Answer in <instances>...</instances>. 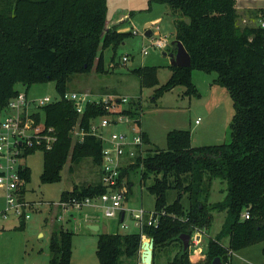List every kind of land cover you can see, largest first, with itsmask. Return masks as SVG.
<instances>
[{"label": "trees", "instance_id": "16d2710c", "mask_svg": "<svg viewBox=\"0 0 264 264\" xmlns=\"http://www.w3.org/2000/svg\"><path fill=\"white\" fill-rule=\"evenodd\" d=\"M239 1L148 0L146 11L152 3L169 7L174 39L189 54L190 66L169 65L170 76L160 86L155 66L131 72L141 87H155L152 101L176 86L185 87L187 95L198 96L192 71L215 73L212 83L226 88L232 99L230 141L193 147L188 130L173 129L165 135L164 149L148 147L132 165L121 168L125 193L132 185L129 175L138 168L142 179L153 176L147 190L154 195L157 224L144 223L137 232L100 233L97 264H138L143 235L153 241L151 264H158L157 254L165 247H172L173 256L164 264H211L215 258L229 264L232 253L264 241V30L256 22L264 8L249 11L245 18L238 12ZM106 18L107 0H0V110L19 87L27 90L34 84L53 82L62 95L73 76L88 74L93 68L104 73L103 50L112 47L115 51L129 36L107 27ZM42 111L57 139L42 153L41 183L60 181L67 159L76 163L90 158L93 165H101V141L86 136L83 142L72 143L70 129L79 120L87 130L91 118L105 115L102 106L87 105L78 118L72 103L61 99ZM124 113L137 118L140 125L139 99H131ZM142 138L150 144L144 131ZM21 177L22 197L30 180L27 167ZM216 179L225 184V197L208 202L209 186ZM171 189L176 196L169 202ZM105 191L98 179L63 191L59 199L93 197ZM183 195L187 206L181 202ZM211 211L224 214L218 232L200 247V253L194 249L191 253L189 247L183 250L179 235L207 231L213 222ZM244 211L248 219H242ZM18 222L22 230L23 216ZM72 236L73 231L62 225L51 233L47 264H70Z\"/></svg>", "mask_w": 264, "mask_h": 264}, {"label": "rangeland", "instance_id": "374dc122", "mask_svg": "<svg viewBox=\"0 0 264 264\" xmlns=\"http://www.w3.org/2000/svg\"><path fill=\"white\" fill-rule=\"evenodd\" d=\"M239 3L249 8L263 4L262 8H264V0H240ZM147 6L148 0H107V27L114 28L118 33H129V36L115 51L112 47L103 50L104 73L96 72L93 68L88 74L75 75L68 83V91H88L91 97L95 98L112 94L131 99L138 98L141 126L147 133L150 143L144 147L145 149L148 147L164 149L165 135L173 129L188 130L193 147L229 142V123L234 114L232 99L226 88L212 83L216 77L215 73L192 71L191 78L199 93L198 96L187 95L185 87L176 86L152 101L155 87H141L139 79L131 72L142 66L157 67V86L164 84L170 76L169 57L163 56L162 52L167 54L172 52L170 43L174 40L175 30L171 12L165 4L152 3L150 10L146 11ZM146 20L154 26L157 23L159 33L152 26L150 29L153 32L152 37L144 36ZM132 30L136 33L133 34ZM162 36L167 39L168 45L163 49L153 46V41ZM143 51L146 53L144 54ZM125 55L128 60L122 62V57ZM27 95L55 98L57 92L53 82H46L30 86ZM195 120H198V124ZM42 161L41 151H35L24 161L25 166L30 170V180L25 185L26 191L22 195V201L28 202L27 208L23 209L28 215L24 218L23 229L18 230L15 227L19 222L12 210L7 212L5 218L0 217V264H47L50 258L48 248L50 235L58 230L61 224L73 231L70 264H97L95 248L100 233H129L139 230L129 210L125 212L127 228H122L117 218H106L101 212H95L96 217L93 218L90 217L91 215L83 216L82 213L76 221H73L72 217H75L76 211L72 210L63 214V220L60 219L59 215L62 212L55 205L60 200V194L71 190L74 186L96 183L99 179V167L93 165L90 158H83L76 163L67 159L60 172V181L41 183L39 175L42 171ZM140 173L138 168L129 175L132 185L125 193L123 207L125 209L141 207L146 211H153L154 195L147 190V186L153 182V176L142 179ZM224 189V183L218 179L213 180L209 186L208 202L222 200L226 194ZM1 193L0 190V195ZM175 196L176 191L171 189L167 193V200L171 202ZM2 200L3 197H0V207ZM181 202L187 206L186 195H183ZM84 210L80 211L84 212ZM211 213L213 222L210 228L207 231L197 232L201 234L197 248L205 246L208 238L213 237L221 227L224 214L217 211ZM90 220L95 222L99 229L87 228L85 221ZM144 239L149 238L143 235L142 240ZM226 243L227 241H223L224 245ZM189 244H192L189 247L192 253L194 249L192 238ZM263 248L264 241L234 252L229 264H264ZM144 250V247H140L138 264H143L140 253ZM172 256V247H165L158 252L156 263L164 264ZM197 258L201 259L202 254Z\"/></svg>", "mask_w": 264, "mask_h": 264}, {"label": "built area", "instance_id": "2783aa9c", "mask_svg": "<svg viewBox=\"0 0 264 264\" xmlns=\"http://www.w3.org/2000/svg\"><path fill=\"white\" fill-rule=\"evenodd\" d=\"M256 22L264 30V12L258 16ZM152 26L159 33L157 23L155 26L152 24L150 29ZM132 33L135 34L136 31L132 30ZM152 35L151 31L150 37ZM167 45L168 41L163 36L153 41V46L159 49ZM127 60L126 55L122 57V62ZM61 99L72 103L78 118L90 104L102 106L105 112L103 116L91 118L87 130L81 121L75 122L70 129V136L72 143H81L86 136H94L101 141L99 181L106 191L93 197L58 200L55 205L62 212L59 218L63 220V214L72 210L93 209L101 212L106 218H117L120 226L127 228L125 212L129 210L134 224L139 229L144 223L156 226L158 215H154L153 211H146L141 207L137 209L123 207L126 187L125 179L120 182V170L132 165L138 155L142 156L146 146L142 138L143 131L137 124L138 119L124 113L131 98L116 94L95 98L91 97L88 91L68 90L62 95L57 94L55 98L28 97L27 90L23 87H19L17 93L0 110V189L3 197L0 217L5 218L9 210H12L18 219L22 216L28 217L23 210L27 208L28 202L22 201L20 196V188L23 185L21 172L26 168L24 161L35 151L43 153L52 148L57 136L54 128L46 123L42 108ZM248 218L249 213L244 211L242 219ZM197 234L199 233L195 231L191 238L194 251L199 253L201 251L197 248L199 238L195 237ZM191 246L192 244H189V247Z\"/></svg>", "mask_w": 264, "mask_h": 264}, {"label": "water", "instance_id": "95a60500", "mask_svg": "<svg viewBox=\"0 0 264 264\" xmlns=\"http://www.w3.org/2000/svg\"><path fill=\"white\" fill-rule=\"evenodd\" d=\"M188 19L185 20V23H188ZM151 23H146L144 25V28L146 31L144 32V36L150 37L151 30H150ZM148 27V28H147ZM170 45L172 46V52L166 53L162 52L163 56L168 55L169 57V63L172 67H189L190 66V56L185 50L184 46L179 40H173L171 41ZM123 215H121L122 219ZM87 228L92 230H97V225H87ZM179 239L182 242V248L183 250H186L189 247L191 235L190 234H181L179 235ZM140 247H144L145 250L140 253V260L143 264H151L152 262V250H153V241L152 239H148L147 241L142 240ZM211 264H221V261L219 258H215L212 260Z\"/></svg>", "mask_w": 264, "mask_h": 264}, {"label": "crops", "instance_id": "0c3cea01", "mask_svg": "<svg viewBox=\"0 0 264 264\" xmlns=\"http://www.w3.org/2000/svg\"><path fill=\"white\" fill-rule=\"evenodd\" d=\"M262 6H263V4H260L259 6H257V7H255V8H249L248 6H245V5H243V4H240V8H238V12L239 13H242L243 14V17H248L249 16V11H252V10H258V9H260V8H262ZM146 23H150L149 22V20H146V22H145V24ZM144 24V25H145ZM196 121V120H195ZM196 123V122H195ZM196 124H198V122L196 123ZM140 128H141V130L142 131H144L143 130V128H142V126H141V122H140ZM145 132V131H144ZM146 133V132H145ZM147 134V133H146ZM148 136V135H147ZM190 136H191V134H190ZM149 138V137H148ZM1 190V189H0ZM1 192H2V190H1ZM0 197H2V193H1V195H0ZM1 204H2V202H1ZM60 210V209H59ZM57 211H58V209H57ZM96 211L95 210H93V209H85L84 210V212L83 211H76V215H75V217H72V219H73V221H76L79 217H80V215L83 213V216H88V215H91L90 217L91 218H93V217H96L95 215H96V213H95ZM89 213V214H88ZM82 216V217H83ZM65 220H67L68 221V219H65ZM86 222V226L87 225H97L95 222H91V220L89 221V222H87V221H85ZM62 225V224H61ZM60 225V226H61ZM63 226V225H62ZM98 226V225H97ZM15 227H17V225L15 226ZM14 227V228H15ZM64 227V226H63ZM65 228V227H64ZM98 229H99V226H98ZM40 234V233H39ZM41 235V234H40ZM196 239H198L199 238V240H200V238H201V234H197L196 236ZM201 250V249H200Z\"/></svg>", "mask_w": 264, "mask_h": 264}, {"label": "bare ground", "instance_id": "6f19581e", "mask_svg": "<svg viewBox=\"0 0 264 264\" xmlns=\"http://www.w3.org/2000/svg\"><path fill=\"white\" fill-rule=\"evenodd\" d=\"M141 251H142V250H141ZM141 251H140V252H141Z\"/></svg>", "mask_w": 264, "mask_h": 264}]
</instances>
